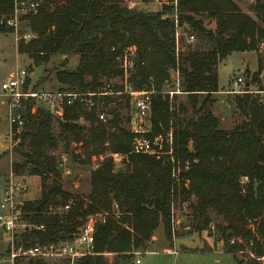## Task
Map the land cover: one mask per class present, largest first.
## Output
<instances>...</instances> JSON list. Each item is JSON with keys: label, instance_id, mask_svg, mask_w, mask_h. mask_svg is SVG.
<instances>
[{"label": "trees", "instance_id": "1", "mask_svg": "<svg viewBox=\"0 0 264 264\" xmlns=\"http://www.w3.org/2000/svg\"><path fill=\"white\" fill-rule=\"evenodd\" d=\"M21 1L36 2L38 8L22 17L32 38L17 43L19 54L36 66L54 55L64 57L62 67L70 56L78 57L75 70L56 72L60 91L98 92L104 82L122 77L116 58L125 47L135 46L137 60L128 77L134 90L142 89L150 77L161 89L169 70L176 68L186 95L185 104L161 94L152 99L146 137L171 136L170 147L159 158L130 153L129 118H124L116 103L108 108L107 121L101 122L96 107L86 109L77 100L64 105L61 118L40 107L33 110L34 99L24 102L25 123L16 147L20 161L12 163L11 173L40 179V198L26 200L21 211L24 219L44 229L24 233L21 242L42 245L69 240L88 216L99 214L105 219L94 232L95 254L74 264H131L133 252L150 244L159 224L166 240L177 236L173 206L192 199L188 229L209 228L212 211L224 222L216 228L223 250L235 264H264V105L248 94L234 95L243 120L228 131L219 128V119L208 108L219 88L217 63L233 52L257 51L264 43V0L253 1L252 15L240 9L242 0H178L177 25L205 43L194 48L181 45L183 50L177 53L175 22L163 17L173 14V8L128 9L123 0H0V33L11 32L5 21ZM204 19L213 23V29L205 27ZM258 63L251 79L263 88L264 81L259 79L263 62ZM199 95L204 96L200 105ZM121 98L130 111L129 96ZM95 101L114 103L110 97ZM58 139L81 148L88 163L92 157L103 158L95 169L91 165L85 197L64 188L58 157L47 153L57 148ZM111 153L126 156L124 169L115 170ZM70 154L75 157L73 150ZM172 170H180L178 181ZM113 203L120 210L117 219ZM204 247L198 251L210 252L209 246ZM245 249L247 262L237 258ZM104 254L113 255V261ZM27 264L44 263L28 260Z\"/></svg>", "mask_w": 264, "mask_h": 264}, {"label": "rangeland", "instance_id": "2", "mask_svg": "<svg viewBox=\"0 0 264 264\" xmlns=\"http://www.w3.org/2000/svg\"><path fill=\"white\" fill-rule=\"evenodd\" d=\"M252 3L253 2H250L249 0H242L240 3H238V5L242 11L252 15V13L249 11V6ZM137 5L138 9H157L156 6L146 3L143 0H140ZM20 14V23H18L17 29H12L10 33H0V84L7 78L8 74L14 71L16 68H24L30 75V86L33 87L36 85L38 91H57L61 88V86L56 80V72L58 70H75L78 57L76 55L70 56L68 58L67 65L62 67V56L54 55L49 58L48 62L36 66L26 55L19 54L16 47L17 43L21 40L20 37H22V35L25 33H30L28 29V22L22 18L24 15L21 12ZM204 25L207 29H213L214 27L213 23L206 19H204ZM185 37V34L180 36V45L183 47L194 48L195 46L201 45V43H205V41L200 42L195 35L194 42L187 44ZM202 46L204 45L202 44ZM259 61L263 62L264 69V43L257 51L233 52L229 54L225 59L217 63L216 66L219 86L218 91L230 89L231 83L237 77H241L244 80L251 82L252 85L250 89L258 88V86L252 82L251 75L258 70ZM104 81L105 80L103 79V82ZM114 81L116 83L115 85L122 86V81L120 78H115ZM105 84L106 82H104L103 85ZM203 97V95H199L197 99L198 105H200ZM110 98L114 100V103L112 102L109 105L104 104L103 108L107 118L109 116L108 108L113 107L115 103L117 104L118 110L124 116V118H129L131 111L127 110L124 99L121 98V95H113ZM176 100L177 103L182 102L185 104L186 95H178ZM0 101H2V97H0ZM35 107L44 109L42 103L35 104L34 108ZM208 108L219 119L220 129L227 131L231 130L235 124H238L243 120L242 114H240L238 109L235 107L234 95L214 93L212 95L211 102L208 104ZM189 112L190 107L184 116L189 114ZM8 132L9 124L7 107L5 104L0 103V202L2 200L5 182L10 179L11 165L12 163L20 161L19 154L16 152L18 143L15 145L13 143L11 149L7 148ZM53 132L55 135L58 134L59 131L57 124H54ZM161 145V152H163V150H168L171 145L169 142V135L162 137ZM71 150H73L75 157L70 154ZM47 153H54L58 157L59 162L64 160L66 168H68L70 171L69 175H61V181L64 188L71 191L72 193L80 195L81 197H85L89 192V176L92 160L90 163L86 162L85 153L81 148L77 147L74 143L66 146L65 141L61 139H58L57 141V148L55 150L50 149L47 151ZM121 164L122 163L114 164L115 170L124 169V166ZM21 174V176L13 177V180L16 183H20L23 187H25L24 190L17 194V201L22 203H24L26 200L37 201L40 198V179L36 176H29L26 173ZM242 181H244V179ZM191 202L192 199L187 202L184 201L176 203L173 206L172 219L177 236L172 237V241L169 242L164 237L162 225L159 224L154 232L156 239L152 241L150 245L146 246V248L137 251L140 253V264H235L233 257L226 255L217 256L211 252L206 253L198 251L200 248H203L204 245V249L211 245L213 249L221 248L223 250V242L220 238V232L217 230L216 226H222L224 225V222L221 217L210 211L209 217L211 224L209 228L201 232L188 229V225L191 222V210L188 205ZM57 210H59V208ZM165 248H171L174 252L172 254H165L170 252L168 250L163 253ZM185 249H192L194 251L185 252ZM209 249L210 251L212 250L210 247ZM248 255L247 249H245L242 254H237V258L247 262V259L249 258ZM105 257L111 262L114 259V256L110 254L105 255ZM27 261L28 260L26 259H17L15 264H27ZM66 262L67 264H70L68 260L64 258H55L51 259V261L43 263L66 264ZM0 264H11V262H9L7 259L6 240L1 231Z\"/></svg>", "mask_w": 264, "mask_h": 264}, {"label": "built area", "instance_id": "3", "mask_svg": "<svg viewBox=\"0 0 264 264\" xmlns=\"http://www.w3.org/2000/svg\"><path fill=\"white\" fill-rule=\"evenodd\" d=\"M140 0H123V5L128 9H136ZM157 9L173 8V14H165L163 17H171L175 22V51L176 53L183 48L180 45V36L185 34V41L187 44L194 42L195 35L187 33L177 25V3L178 0H143ZM253 2L254 0H249ZM38 3L32 1H21L15 3L13 15L6 19L5 25L11 29H17L20 12L25 15L27 13H36ZM32 38L31 33H25L20 39L29 40ZM137 60V50L135 46L125 47L120 55L116 58L118 67L122 70V89L113 91L112 86L115 81H109L98 92H78V91H54L45 92L33 90L30 83H26L30 78L29 73L24 68H16L8 74L7 78L0 84V97H2V104L7 107V116L9 124L7 148L11 149L14 143H18V135L21 133L25 118L22 112V105L29 99H34L35 104L42 103L44 109L49 111L55 118H61L63 114L64 105H70L73 101H79L86 109L96 107L99 112L97 114L98 120L101 122L107 121V116L103 110V101H95V98L102 99L103 97H111L113 95H128L131 115L127 124L130 133L133 134L131 141L132 154L152 155L159 158L162 153L161 143L162 137L160 135L152 138L146 137L150 131V112L152 107V99L155 95H167L170 100L178 95L185 94L180 88V76L178 69H170L168 79L164 80L161 89L153 78H148L142 89L134 90L128 80L130 73L134 69V64ZM259 79L264 81V69L259 74ZM256 84V83H255ZM251 82L237 77L231 83L230 89L218 91L216 93L229 95H243L248 94L254 97L257 102L264 105V87L251 88ZM257 85V84H256ZM35 108H33L34 110ZM169 142L171 144V136L169 135ZM170 153V151H168ZM114 164L122 163L126 160L125 155L118 153L109 154ZM99 159L92 157V168L98 166ZM172 160V159H171ZM61 175H69L70 171L66 168L64 160L59 162ZM180 170H172V177L178 181V174ZM14 176L10 172V179L5 182L2 200L0 202V231L5 236L7 259L11 264H15L17 259L26 260H40L42 262L51 261L55 258H64L70 264L82 257L94 255V232L98 223L103 222L105 216L90 215L86 218L81 226L70 236L69 240L58 241L50 244H23L20 236L24 233H30L32 230H43V226L28 222L23 218L21 211L22 202H18L17 194L24 190L20 183H16ZM68 207L65 206V209ZM113 217L117 219L120 215L119 207L116 203L112 205ZM233 241H231L232 243ZM136 256L131 260L132 264H140V253L133 252ZM107 255V254H104Z\"/></svg>", "mask_w": 264, "mask_h": 264}, {"label": "crops", "instance_id": "4", "mask_svg": "<svg viewBox=\"0 0 264 264\" xmlns=\"http://www.w3.org/2000/svg\"><path fill=\"white\" fill-rule=\"evenodd\" d=\"M63 58L64 57H62V60H63ZM61 86V85H60ZM61 88H62V86H61ZM220 91V90H219ZM217 94H220V93H217ZM0 103L2 104V102L0 101ZM156 238H155V236H153L152 237V239H151V242L152 241H154ZM174 240V239H173ZM150 242V243H151ZM218 243H220V242H218ZM150 245V244H149ZM209 245V244H208ZM210 248H212V250L210 251L212 254H215V255H217V256H230V257H232L230 254H228V253H226L225 251H223L221 248H218V249H213V247H211V245L209 246ZM170 251L169 253H165V254H172L174 251L171 249V248H165L164 250H163V253L164 252H166V251ZM186 252V251H185ZM134 257H136L134 254H132V257H131V260L134 258ZM217 261V260H216Z\"/></svg>", "mask_w": 264, "mask_h": 264}]
</instances>
